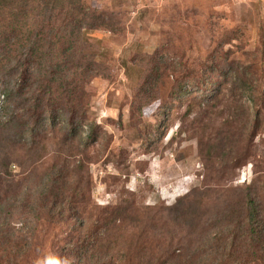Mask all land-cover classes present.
I'll return each mask as SVG.
<instances>
[{
    "label": "trees",
    "instance_id": "trees-1",
    "mask_svg": "<svg viewBox=\"0 0 264 264\" xmlns=\"http://www.w3.org/2000/svg\"><path fill=\"white\" fill-rule=\"evenodd\" d=\"M91 2L0 0V264H37L46 224L67 239L65 264H264V26L246 42L251 50L234 49L226 35L203 54L187 21L133 54L126 64L141 74L132 130L144 146L175 124L179 136L199 130L206 175L168 207L145 209L131 196L98 209L87 174L105 138L89 119L87 87L104 64L87 33L117 22ZM189 89L196 92L175 104ZM156 102L160 123L142 125L144 106ZM229 168L237 171L226 188ZM244 172L249 181L236 185Z\"/></svg>",
    "mask_w": 264,
    "mask_h": 264
},
{
    "label": "rangeland",
    "instance_id": "rangeland-1",
    "mask_svg": "<svg viewBox=\"0 0 264 264\" xmlns=\"http://www.w3.org/2000/svg\"><path fill=\"white\" fill-rule=\"evenodd\" d=\"M90 5L97 11L113 15L117 22L113 30L87 33L89 42L101 51L100 62L104 64V74L94 78L87 87L92 96L89 119L96 120L105 138L102 146L100 144L102 153L93 148L90 155L92 162L87 174L91 181L90 204L98 209L114 208L122 199L134 196L145 209L158 204L168 207L178 197L186 195L192 185L203 181L206 175L205 162L198 157L200 149L198 151L194 143L199 138V130L179 136L176 131L180 125L175 124L163 132L159 144L144 146L141 143L132 130L135 119L130 106L136 86L133 79L141 73H137L138 67L130 66V58L133 54L153 50L164 31L172 33L179 23L187 21L192 23L193 29L197 27L196 48L202 49L203 54L211 50L215 41H220V36L226 35L235 38L234 49L240 44L251 50L252 46L246 42L256 35L259 25L264 26V0H92ZM223 45L231 49L226 41ZM195 92L189 89L186 94L182 93L175 104L183 106ZM159 105L160 102H156L144 106L142 125L160 123L156 114ZM250 119H253L252 114ZM211 130L209 132L215 133ZM157 133L154 132L155 137ZM259 137L260 133L256 139ZM245 147L243 140L238 154L243 153ZM216 163L222 168V160ZM14 171L19 180L25 176L19 167H14ZM236 171L229 168L227 175L223 172L228 176L226 188L232 186ZM247 178V172L238 173L234 183L244 185L249 181ZM147 181L154 183V189L149 190ZM20 225H17L18 229ZM61 230L59 226L47 224L41 227L35 246L37 264H65L68 261L67 256L61 254L65 246L69 247Z\"/></svg>",
    "mask_w": 264,
    "mask_h": 264
}]
</instances>
